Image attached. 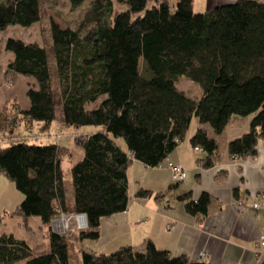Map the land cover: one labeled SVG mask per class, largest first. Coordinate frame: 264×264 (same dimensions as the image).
<instances>
[{
  "label": "trees",
  "instance_id": "1",
  "mask_svg": "<svg viewBox=\"0 0 264 264\" xmlns=\"http://www.w3.org/2000/svg\"><path fill=\"white\" fill-rule=\"evenodd\" d=\"M85 0H69L77 8ZM88 17L76 25L48 20L46 45L8 36L4 48L12 58L3 68L6 82L22 75L35 84L26 90L29 107L12 102L0 109V139L22 123L43 128L61 113L67 125H99L100 130L73 137L82 158L71 168L72 195L65 190L60 168L62 146L25 141L0 147V173L23 193L20 204L6 215L25 220L37 215L48 225L49 251L31 247L13 233L0 234V264H69L68 236L53 231L51 221L83 213L87 228L77 237L99 239L100 220L125 211L127 170L133 160L148 167L161 165L186 138L196 117L201 124L189 138L202 153V169L221 156V137L233 117H248L249 129L226 142L233 158L257 153L264 141V1L235 0L195 13L193 0H87ZM152 3L147 7L148 3ZM42 0H0V33L9 26L30 27L44 18ZM124 5L121 10L118 8ZM184 74L200 85L199 98L178 89ZM105 95L92 109L85 106ZM121 137L126 148L117 143ZM163 193L141 188L136 198L161 199ZM198 220L208 215L211 195L191 191L177 195ZM143 249L121 245L110 253L82 248L81 264H207L158 248L146 240Z\"/></svg>",
  "mask_w": 264,
  "mask_h": 264
},
{
  "label": "crops",
  "instance_id": "2",
  "mask_svg": "<svg viewBox=\"0 0 264 264\" xmlns=\"http://www.w3.org/2000/svg\"><path fill=\"white\" fill-rule=\"evenodd\" d=\"M253 116L232 118L221 137V156L211 168L202 169L198 165L195 158L202 151L193 149L189 141L187 147L173 149L167 162L182 164L187 174L179 187L177 182H171L174 179L167 162L162 167L151 168L133 160L127 170V208L100 220L99 238L105 239L108 234L106 245L122 237L121 243L125 244L121 245H134L138 249H143L145 241L150 240L173 256L189 255L193 262L264 264V246L260 245L264 235V208L252 206L257 195L264 194V141L258 143L257 153L247 158H233L225 147L227 141L248 131ZM197 121V127L214 135L209 124ZM171 185L178 189L170 190L161 199L135 197L141 188L163 193ZM186 191H191L193 198L201 192L211 195L204 219L193 217L183 202L176 199ZM167 197H172L174 202L166 200ZM98 244L102 247L99 249L107 247L101 242Z\"/></svg>",
  "mask_w": 264,
  "mask_h": 264
},
{
  "label": "rangeland",
  "instance_id": "3",
  "mask_svg": "<svg viewBox=\"0 0 264 264\" xmlns=\"http://www.w3.org/2000/svg\"><path fill=\"white\" fill-rule=\"evenodd\" d=\"M232 1L235 0H193V8L195 13L208 12L216 5L232 3ZM175 2L176 0H169L170 8L172 10H174L173 7ZM41 4L42 10L45 15L40 22L34 23V25L30 27L12 25L0 33V109H2L4 105H7V110L9 112L14 111L12 102L15 100L18 104L21 105L23 109H27L30 103L26 90L30 84H35V81L31 77H24L22 75L18 76L12 83L6 82L4 80L3 68L9 61V59L12 58V53L4 48L6 37L16 36L24 38L27 41H36L41 45H46V40L48 39L47 23L51 17L60 22L62 25H76L79 20L88 17L89 14L87 0H85L82 4L74 9L72 8L69 0H42ZM151 5L152 3L150 2L147 4V7ZM123 7L125 8L124 5H121L118 10H121ZM176 86L178 87V89L183 90L184 93L189 97L199 98L202 93L200 85H198L192 79L190 80L184 74H181L178 77ZM104 97V94L99 96L95 101L87 104L85 107L88 109H92L94 106H97ZM57 113L58 114L56 118L49 124V127L46 129L42 127L43 122L34 121L30 127H26L22 123L21 125H19V127L16 128V131L14 133L2 134L0 139V147H6L7 145L16 144L20 141H25L26 143L29 142L37 145L56 143L59 146H62V152L59 156L61 157L60 168H62V179H64L65 190H67V194L71 196L72 179L70 167L75 161L83 157L82 150L74 145L73 137L75 135H83L85 133H94L100 130L101 127L99 125H67L63 123L61 113ZM197 122V118L193 117V120L188 127L186 138L176 148L182 147L183 145L187 147L189 138L197 130ZM115 140L123 148L126 147V143H124L123 138L116 137ZM166 162L167 160L165 159L161 163V165H159V167H162V165ZM154 170L156 171V169ZM183 181L172 180L171 182L173 184L174 182H177L179 187ZM178 187H173V192L174 189H178ZM20 196L23 198V193L16 189L14 182L7 180L6 177L0 173V234H8L11 232L15 237L19 239H26L31 247L35 245H41V248L38 251L39 254L48 252V225L41 224L40 218L37 215H31L27 220H25L22 216L5 214L9 213V211L13 210L17 205L20 204V201L22 200ZM165 199L173 200L172 197H167ZM73 225L71 228L69 227L68 230L64 229V231L67 230L64 232V234L68 236L67 251L69 256V264H81L82 248H89L92 251L109 253L110 251L117 249L119 245L125 244L121 243V237L119 239H114L110 241V243L105 245L104 243L107 242L108 234H106L105 239L103 238L102 240L100 238L97 240H93L90 238L80 240L76 234L78 230L73 229ZM61 233H63V231ZM99 242L103 243L104 246L107 247H104V249H99L102 248L100 247L101 245L98 244Z\"/></svg>",
  "mask_w": 264,
  "mask_h": 264
},
{
  "label": "built area",
  "instance_id": "4",
  "mask_svg": "<svg viewBox=\"0 0 264 264\" xmlns=\"http://www.w3.org/2000/svg\"><path fill=\"white\" fill-rule=\"evenodd\" d=\"M195 149L200 150L199 148H195ZM167 166L170 168L173 174V179L175 181L184 180V178L187 175L185 166L179 163H174V162L172 163L170 161L167 162ZM257 196L258 197H256L252 202L253 208L255 209L264 208V194L262 193L261 195H257ZM51 224L53 231H56L58 233H61L63 231L62 234H64V232L67 231L69 227L71 228L73 224H74L73 229H76L78 231L87 228L86 218L83 213L65 214V215L63 214L58 218H54V220L51 221ZM64 229L67 230L64 231ZM260 245L264 246V235L262 237V241L260 242ZM203 258H204V254H201V259Z\"/></svg>",
  "mask_w": 264,
  "mask_h": 264
}]
</instances>
